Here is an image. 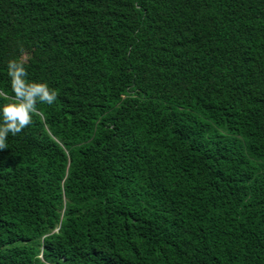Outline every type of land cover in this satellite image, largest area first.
I'll return each mask as SVG.
<instances>
[{
  "label": "trees",
  "instance_id": "trees-1",
  "mask_svg": "<svg viewBox=\"0 0 264 264\" xmlns=\"http://www.w3.org/2000/svg\"><path fill=\"white\" fill-rule=\"evenodd\" d=\"M13 57L0 264H264V0H0Z\"/></svg>",
  "mask_w": 264,
  "mask_h": 264
},
{
  "label": "clouds",
  "instance_id": "clouds-1",
  "mask_svg": "<svg viewBox=\"0 0 264 264\" xmlns=\"http://www.w3.org/2000/svg\"><path fill=\"white\" fill-rule=\"evenodd\" d=\"M11 95L0 89V149L5 147L9 134L15 136L32 123L37 105H53L57 90L46 81L29 79L25 63L19 58L6 61Z\"/></svg>",
  "mask_w": 264,
  "mask_h": 264
}]
</instances>
